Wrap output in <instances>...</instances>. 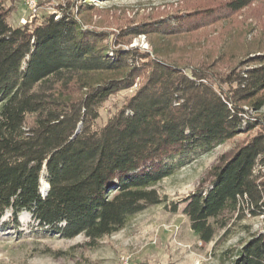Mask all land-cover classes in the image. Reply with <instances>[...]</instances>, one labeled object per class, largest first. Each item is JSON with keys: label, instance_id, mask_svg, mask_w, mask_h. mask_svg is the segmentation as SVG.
<instances>
[{"label": "trees", "instance_id": "16d2710c", "mask_svg": "<svg viewBox=\"0 0 264 264\" xmlns=\"http://www.w3.org/2000/svg\"><path fill=\"white\" fill-rule=\"evenodd\" d=\"M5 1L0 0V220L9 213L5 228L17 231L18 217L27 213L44 237L84 236L92 243L114 235L132 217L163 202L155 189L161 181L260 124L243 122L237 104L262 106L257 96L264 91V54L248 59L252 67L238 74L237 89L226 93L198 70L183 73L174 64L152 60L141 88L94 129L106 99L131 87L138 76L128 65L133 50L115 49L105 33L85 23L78 7L89 11V3L80 2L86 0L58 15L40 12L17 27L9 17L25 0L11 8ZM252 1L228 0L224 6L238 12ZM211 10L203 16L214 18ZM177 17L168 32L159 27L156 33L149 28L138 33L173 38L199 29L192 23L184 27L185 16ZM257 163L264 166V133L221 159L210 184L180 202L199 241L212 242L216 229L225 228L219 222L223 215L244 203H250L252 216H264V183L252 174ZM231 259V264H264V232L251 235Z\"/></svg>", "mask_w": 264, "mask_h": 264}, {"label": "rangeland", "instance_id": "374dc122", "mask_svg": "<svg viewBox=\"0 0 264 264\" xmlns=\"http://www.w3.org/2000/svg\"><path fill=\"white\" fill-rule=\"evenodd\" d=\"M14 1L20 0H6V7H14ZM26 1L16 3L18 10L9 17L12 27L31 22L43 11L58 15L63 10L67 11L71 3H77V0H39L37 12L28 14ZM227 1H80L88 2L92 7L86 13L87 9L78 7L82 9L80 15L89 27L105 33L115 49L133 50L134 57L128 65L138 75L131 87L106 99L98 110L93 128H102L125 107L130 97L145 83L152 60L174 64L182 68L183 73L198 70L199 75H204L206 81L224 93L237 89L235 77L252 67L247 63L248 59L264 54V0H253L238 12L227 11L224 6ZM210 9L209 13L214 18L208 19L203 13ZM180 15L185 16L184 27L192 23L199 25V29L173 38L154 34L159 27L170 31L171 25H175L174 19ZM148 28L154 32L152 35L138 33ZM112 40L116 43H111ZM257 98L262 100L259 110L249 103L237 105L242 110L243 122L257 120L260 122L258 126L196 158L190 165L161 181L155 189L163 202L132 217L123 230L114 235L92 243L84 236L72 240L44 237L27 213L18 217L19 228L15 231L2 226L9 217L6 212L0 220V264H127V261L129 264H231V257L243 242L253 234L264 232V216H252L250 203H244L235 213H225L219 221L225 228H217L214 240L203 243L190 230L180 202L210 184L212 169L221 159H227L253 136L264 133V91ZM252 174L257 183H264V166L255 164ZM43 188H46L44 183ZM173 206H177L176 212L172 211Z\"/></svg>", "mask_w": 264, "mask_h": 264}, {"label": "built area", "instance_id": "2783aa9c", "mask_svg": "<svg viewBox=\"0 0 264 264\" xmlns=\"http://www.w3.org/2000/svg\"><path fill=\"white\" fill-rule=\"evenodd\" d=\"M25 5L29 13L35 14L37 12V1L36 0H27ZM127 264H129V261H127Z\"/></svg>", "mask_w": 264, "mask_h": 264}, {"label": "water", "instance_id": "95a60500", "mask_svg": "<svg viewBox=\"0 0 264 264\" xmlns=\"http://www.w3.org/2000/svg\"><path fill=\"white\" fill-rule=\"evenodd\" d=\"M44 190H45V189H43L42 191L45 192Z\"/></svg>", "mask_w": 264, "mask_h": 264}]
</instances>
